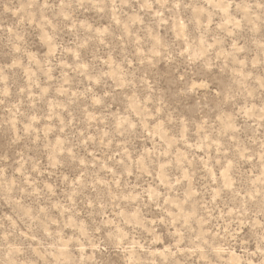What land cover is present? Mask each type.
Listing matches in <instances>:
<instances>
[{"label":"rangeland","instance_id":"obj_1","mask_svg":"<svg viewBox=\"0 0 264 264\" xmlns=\"http://www.w3.org/2000/svg\"><path fill=\"white\" fill-rule=\"evenodd\" d=\"M258 248L264 0H0V264Z\"/></svg>","mask_w":264,"mask_h":264},{"label":"clouds","instance_id":"obj_2","mask_svg":"<svg viewBox=\"0 0 264 264\" xmlns=\"http://www.w3.org/2000/svg\"><path fill=\"white\" fill-rule=\"evenodd\" d=\"M118 246H120V245H118ZM125 250H126V249H125ZM257 252H258L262 257H264V249L258 248V249H257ZM256 255H257V253H252V256H256ZM240 264H245V261H244V260H241V261H240ZM247 264H253V262H252L251 260H248V261H247ZM258 264H264V259H260L259 262H258Z\"/></svg>","mask_w":264,"mask_h":264}]
</instances>
